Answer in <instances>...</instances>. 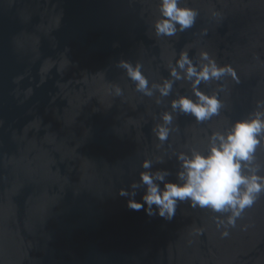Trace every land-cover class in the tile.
<instances>
[{"label": "water", "instance_id": "water-1", "mask_svg": "<svg viewBox=\"0 0 264 264\" xmlns=\"http://www.w3.org/2000/svg\"><path fill=\"white\" fill-rule=\"evenodd\" d=\"M158 3L0 0V264H264V193L227 237L218 221L230 212L186 200L167 220L128 207L145 191L144 159L180 182L178 153L207 154L212 133L264 101V0H186L199 11L193 27L157 38ZM182 49L198 67L206 50L238 80L201 82L219 95V115L197 123L173 112L161 144L160 113L178 95L195 99L187 80L168 96L153 87L172 79ZM122 59L143 66L152 96L136 91ZM251 166L264 176V139Z\"/></svg>", "mask_w": 264, "mask_h": 264}, {"label": "clouds", "instance_id": "clouds-1", "mask_svg": "<svg viewBox=\"0 0 264 264\" xmlns=\"http://www.w3.org/2000/svg\"><path fill=\"white\" fill-rule=\"evenodd\" d=\"M158 12V18L152 23L157 38L174 37L178 31L184 32L193 27L199 16V11L188 6L186 0H159ZM200 59L205 63H200L198 67L188 51L182 49L175 65L169 70L172 79L165 78L162 83L153 86L161 96H168L175 80H187L191 82L195 96L193 99L191 96L178 95L171 101L172 111L160 113V122L152 128V133L161 144L168 140L172 131L173 112L190 114L197 123L219 115L223 107L219 95L202 91L199 87L201 82L219 81L225 75L238 80L231 64L218 63L206 50L200 52ZM118 66L126 70L136 91L152 96L153 89L143 74L142 65H133L122 59ZM112 87L117 96L123 95L119 85ZM261 108H264V101H257L256 109L248 117L235 121L226 133H212L207 154L195 150L191 151V155L178 153L180 170L177 180L180 182L166 179L169 175L166 169L147 171L151 169L152 161L144 159L141 166L145 171L139 173V184L145 186V191L141 200L128 199V207L134 210L143 208L149 216L159 215L167 220L175 215L178 202L186 200L192 207L208 208L215 213L230 212L226 221H218V226H224L221 235L227 237L228 229L235 228L245 209L251 208L260 194L264 193V176L258 174L259 166H251L257 146L264 139V111H260ZM132 187H138V183L133 181ZM119 194L130 195L124 188L119 189ZM131 197H135V192L131 193Z\"/></svg>", "mask_w": 264, "mask_h": 264}]
</instances>
